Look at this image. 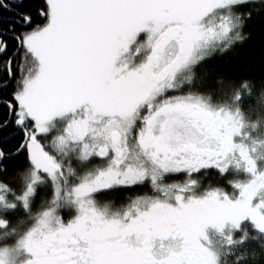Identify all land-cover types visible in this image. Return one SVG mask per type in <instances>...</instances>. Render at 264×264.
<instances>
[{"label": "snow or ice", "instance_id": "obj_1", "mask_svg": "<svg viewBox=\"0 0 264 264\" xmlns=\"http://www.w3.org/2000/svg\"><path fill=\"white\" fill-rule=\"evenodd\" d=\"M0 264H264V0H0Z\"/></svg>", "mask_w": 264, "mask_h": 264}]
</instances>
